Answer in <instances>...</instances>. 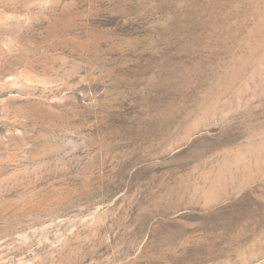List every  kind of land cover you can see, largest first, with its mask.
Segmentation results:
<instances>
[{"label":"rangeland","instance_id":"1","mask_svg":"<svg viewBox=\"0 0 264 264\" xmlns=\"http://www.w3.org/2000/svg\"><path fill=\"white\" fill-rule=\"evenodd\" d=\"M0 264H264V0H0Z\"/></svg>","mask_w":264,"mask_h":264},{"label":"bare ground","instance_id":"2","mask_svg":"<svg viewBox=\"0 0 264 264\" xmlns=\"http://www.w3.org/2000/svg\"><path fill=\"white\" fill-rule=\"evenodd\" d=\"M259 27V26H258ZM251 49V48H250ZM259 71V70H258Z\"/></svg>","mask_w":264,"mask_h":264}]
</instances>
